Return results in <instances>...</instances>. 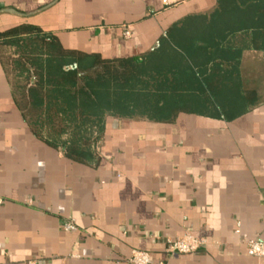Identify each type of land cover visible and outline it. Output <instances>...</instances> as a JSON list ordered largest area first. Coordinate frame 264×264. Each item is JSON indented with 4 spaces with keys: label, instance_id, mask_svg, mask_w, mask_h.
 I'll list each match as a JSON object with an SVG mask.
<instances>
[{
    "label": "crops",
    "instance_id": "1",
    "mask_svg": "<svg viewBox=\"0 0 264 264\" xmlns=\"http://www.w3.org/2000/svg\"><path fill=\"white\" fill-rule=\"evenodd\" d=\"M215 6L216 0H0V32L31 25L67 50L130 58L158 48L174 24ZM249 55L256 61L247 63ZM242 68L246 89L264 83L262 54L245 53ZM96 152L97 164L83 165L34 136L0 60V264H128L132 251L149 253L150 264H264L246 247L264 242V103L233 121L108 118ZM66 224L74 230L66 232ZM184 235L206 245L166 255L167 243Z\"/></svg>",
    "mask_w": 264,
    "mask_h": 264
},
{
    "label": "trees",
    "instance_id": "2",
    "mask_svg": "<svg viewBox=\"0 0 264 264\" xmlns=\"http://www.w3.org/2000/svg\"><path fill=\"white\" fill-rule=\"evenodd\" d=\"M249 52L262 54L264 80V0H216L210 14L181 20L158 48L130 58L67 50L31 25L0 32V60L32 134L88 166L108 118L233 121L264 103V83L246 89L242 80Z\"/></svg>",
    "mask_w": 264,
    "mask_h": 264
},
{
    "label": "built area",
    "instance_id": "3",
    "mask_svg": "<svg viewBox=\"0 0 264 264\" xmlns=\"http://www.w3.org/2000/svg\"><path fill=\"white\" fill-rule=\"evenodd\" d=\"M131 34L128 30L124 32V38L129 39ZM66 232L74 230L71 224L63 228ZM206 245L204 239H196L190 235L177 237L167 243L165 253L168 256L188 255L197 252ZM250 256L264 259V242L252 240L246 244ZM128 264H150V254L141 251H132L127 259Z\"/></svg>",
    "mask_w": 264,
    "mask_h": 264
},
{
    "label": "rangeland",
    "instance_id": "4",
    "mask_svg": "<svg viewBox=\"0 0 264 264\" xmlns=\"http://www.w3.org/2000/svg\"><path fill=\"white\" fill-rule=\"evenodd\" d=\"M253 58H256L255 56H253V55H249V57H247V59H246V62L248 63V62H250V61H256V59L255 60H253ZM252 59V60H251ZM250 60V61H249ZM245 70H248V72L250 71V68H248L247 66H246V68H245ZM260 70V69H259ZM259 70H257V68H256V70H254L255 71V73H257V71H259Z\"/></svg>",
    "mask_w": 264,
    "mask_h": 264
}]
</instances>
